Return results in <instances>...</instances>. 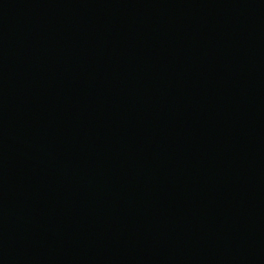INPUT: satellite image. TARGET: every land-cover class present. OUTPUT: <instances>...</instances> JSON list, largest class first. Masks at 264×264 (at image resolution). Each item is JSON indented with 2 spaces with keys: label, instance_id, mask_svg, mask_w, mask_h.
I'll return each instance as SVG.
<instances>
[{
  "label": "water",
  "instance_id": "water-1",
  "mask_svg": "<svg viewBox=\"0 0 264 264\" xmlns=\"http://www.w3.org/2000/svg\"><path fill=\"white\" fill-rule=\"evenodd\" d=\"M0 264H264V0H0Z\"/></svg>",
  "mask_w": 264,
  "mask_h": 264
}]
</instances>
